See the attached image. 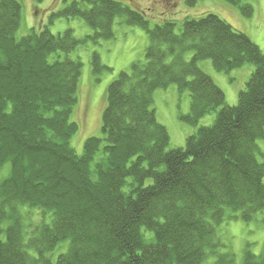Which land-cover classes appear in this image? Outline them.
I'll use <instances>...</instances> for the list:
<instances>
[{
  "label": "trees",
  "instance_id": "trees-1",
  "mask_svg": "<svg viewBox=\"0 0 264 264\" xmlns=\"http://www.w3.org/2000/svg\"><path fill=\"white\" fill-rule=\"evenodd\" d=\"M224 1L255 13L245 0ZM23 4L0 0V170L10 164L0 182V264H264V250L249 248L238 263L219 234L228 220L264 224V51L215 13L151 26L120 0H73L58 13L85 21L92 33L83 39L48 27L19 36ZM118 18L144 29L149 44L108 85L102 135L77 154L71 115L83 63L71 54L114 39ZM206 59L226 73L254 66L237 105L199 66ZM92 65L107 68L98 52ZM173 84L190 94L179 118L195 132L170 148L153 104ZM212 113L214 123L199 126Z\"/></svg>",
  "mask_w": 264,
  "mask_h": 264
},
{
  "label": "rangeland",
  "instance_id": "rangeland-1",
  "mask_svg": "<svg viewBox=\"0 0 264 264\" xmlns=\"http://www.w3.org/2000/svg\"><path fill=\"white\" fill-rule=\"evenodd\" d=\"M73 0H23V19L18 35L22 36L32 28L48 27L53 34L73 30L79 39L92 33L91 28L82 19H67L58 13ZM133 8L145 12L151 26L161 24L166 20H174L180 28L186 17L200 18L208 13H215L226 20L235 29L247 34L264 51V0H245L254 6L252 17H245L241 10L224 0H199L195 7L186 6L184 0H120ZM149 44L147 32L141 27L122 23L120 18L115 24V38L95 44L89 41L81 45L71 54V58L83 63L78 94V104L71 115V120L78 123L79 129L72 138V146L77 154H81L84 141L91 136L102 135V118L106 105L108 85L121 71H128L131 64L144 58V50ZM94 52H98L102 63L107 66L103 71L94 73L92 61ZM192 58V52L186 54V59ZM199 66L209 74L226 95L229 105H237L240 92L246 88L254 66L247 64L229 73L215 69L210 59L199 61ZM191 98L189 92H180L176 85L166 89H158L154 94L153 109L160 123L169 131L170 148L184 147L186 138L195 132V128L182 121L179 116L190 111ZM216 113L208 114L200 120L199 126L214 123ZM264 161V140H259ZM10 164L0 170V182L8 176ZM220 237L225 244V250L236 255L241 263L245 250L249 248L260 255L264 250V224L260 221L246 223L241 220H228L219 228ZM4 237V235H3ZM66 246V245H64ZM64 248L55 252V257ZM213 258L209 259L211 263Z\"/></svg>",
  "mask_w": 264,
  "mask_h": 264
}]
</instances>
